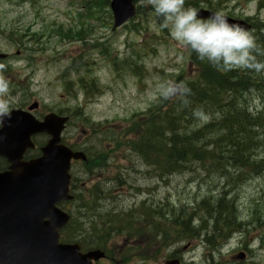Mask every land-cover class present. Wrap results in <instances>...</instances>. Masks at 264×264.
<instances>
[{"label": "rangeland", "instance_id": "obj_1", "mask_svg": "<svg viewBox=\"0 0 264 264\" xmlns=\"http://www.w3.org/2000/svg\"><path fill=\"white\" fill-rule=\"evenodd\" d=\"M210 1L224 14H256V0ZM83 3L84 0H0V50L13 53L15 50L23 51L20 44L32 48V44L26 42L30 35L34 38L41 37L43 44L54 35L43 45L45 50L41 47L42 53L28 54L29 57L40 59L41 68L35 72L33 85L26 87L25 92H31L33 97L40 100L43 110L48 107L54 110L67 109L70 114L75 110L76 116L80 115V104L87 102L83 114L90 115L94 122L100 124L97 130L103 129L105 138L101 132L94 135L89 126L82 124L83 128H88L87 136H83L78 128L80 120L75 116L72 117L68 129L70 139L73 143L80 136L81 142H89L92 146L101 148L102 144H110L111 134L116 136V132L112 133L110 128L116 130L117 134L120 133L121 129L128 128L129 120L134 114L153 105L158 99V84L168 80L175 81L178 75L186 72L191 74L194 67L189 64L187 49L178 47L170 39L167 30L162 31L153 26L150 8H144L139 16L131 19L123 28L114 30L109 8L103 11L93 8L92 13L83 7ZM190 4L186 0V5ZM200 5L204 6L205 3L200 2ZM258 16L264 22V9ZM83 17L94 20H84ZM79 19L87 26L85 41L62 39L56 34V29H59L56 25H61L65 30L70 25L80 23ZM34 32L37 34L34 35ZM8 36L21 40L17 43L18 49H15L16 43ZM256 43L259 46L258 39ZM260 48L264 47L261 45ZM130 54L132 60L128 56ZM132 62L139 69L134 71ZM13 66L17 71L25 72L21 70L20 63H14ZM65 70L67 74L63 76ZM23 76L24 73H17L15 78L19 81ZM239 100L248 101L250 108L264 105V101L255 91L239 97ZM226 102L225 98L224 104ZM219 113L216 118H219ZM205 117L199 125L211 119ZM252 154H255L254 160L261 161V167L256 171L239 174L238 171L241 170H238V164L226 165L228 162H225L223 166L227 176L214 171L205 178V173L200 171V163L193 162L190 168L194 171L159 176L152 166L142 163L138 157L127 153L126 149L123 151L117 148L109 154L104 167L95 169L94 175H88L87 170L79 165V179L75 182L79 187L78 192L95 191L98 198L104 193L110 199H99L97 210L81 209L80 215L76 207L78 202L72 204L71 208L86 229L91 220L96 221L97 216L103 214L102 210L127 211L141 204L143 200L145 205L140 210L145 209L150 213L156 210V213H160L167 208L170 214L174 212V217L168 215L169 220H174L182 218L178 213L182 203L190 206L193 201L199 202L202 197L209 195L215 203L223 196L225 200L221 202V212H224L229 209L226 203L230 201V205H233L236 198L234 207L236 203L239 206L237 216L248 223L242 225L228 241L223 242L219 233L211 236L209 240L205 239V235L202 238L197 235L189 237L192 239L190 241H176L174 227L154 213L149 220L157 229L161 227L164 241L161 236L154 238L150 232H147L149 236L137 233L136 237L127 241L129 244L120 245L121 241L118 239L117 245L120 246H110L109 256L114 259L121 258L126 254L123 252L126 250L124 248L132 244L137 249L126 254L132 259L125 264H163V260L172 252H176L181 258V264H264V147L258 148ZM120 178L125 182L118 183ZM222 190H227L226 196ZM220 192L222 193L218 197ZM187 208L190 210L186 218L191 225L196 224L197 219L202 221V225L206 224L207 216L204 211H198L194 218V208ZM226 215L227 213H221L218 216ZM213 242L214 245H211ZM243 245L249 248L247 260L242 263L231 260L230 256ZM141 257H145L146 261L143 262ZM106 263L109 261L102 260V264Z\"/></svg>", "mask_w": 264, "mask_h": 264}, {"label": "trees", "instance_id": "obj_2", "mask_svg": "<svg viewBox=\"0 0 264 264\" xmlns=\"http://www.w3.org/2000/svg\"><path fill=\"white\" fill-rule=\"evenodd\" d=\"M89 3L96 4L90 8L97 5L104 8L108 0H91ZM254 26L255 32L251 34L259 40L258 47H264L261 25L256 22ZM69 33L64 34L69 37ZM190 59L194 72L177 79L186 82L191 89V94L187 97L188 102L185 104L176 98L167 101L158 99L157 103L140 115L141 117L131 119L127 129L121 130L118 145L123 144L138 154L148 166H152L160 174L172 175L174 172L188 170L193 162L207 165L203 168L206 172H226L220 167L225 162H228L226 165L253 164L252 167H255V154L252 153L264 145V137L260 138V131L264 127V106L256 114L249 113V102H240L239 97L250 95L252 90L264 92V74L252 75L247 70L223 72L207 62L200 61L194 53H191ZM258 59L263 60L262 56ZM225 98L227 102L224 104ZM197 111L202 115H210V122L198 127L200 117L195 114ZM217 113L220 114L219 118H215ZM76 197L81 198L79 202H83L84 207L97 204L99 199L101 201L104 198H98L95 191L82 192ZM224 200L221 197L215 203L211 199H204L202 202L203 208L209 210V223L212 226L214 224L216 231L222 230L225 225H233L234 222L231 220L235 217L230 203H226L229 209L221 212V202ZM102 211L101 218L93 223L89 231L82 229L80 224L72 219L62 232V240L78 239L84 249L98 247L107 250L109 240L116 234L141 231L144 226L146 232L155 231L153 222L149 220L152 214H148L145 209L135 215L131 211ZM219 213L227 215L220 217ZM186 224L185 220L174 224L179 238L191 234Z\"/></svg>", "mask_w": 264, "mask_h": 264}, {"label": "water", "instance_id": "obj_3", "mask_svg": "<svg viewBox=\"0 0 264 264\" xmlns=\"http://www.w3.org/2000/svg\"><path fill=\"white\" fill-rule=\"evenodd\" d=\"M109 5L114 28L134 15L131 0H111ZM199 11L202 17L212 12ZM228 20L249 28L242 21ZM28 116L15 111L0 129V155L10 163L9 170L0 173V264H91L104 253H80L77 243H58L59 229L67 224L69 215L56 204L72 198L68 194L70 159L84 157L57 144L63 118L50 114L37 123ZM36 132L53 138L42 147L41 157L22 162L23 152L32 146L30 136ZM166 264H178V260Z\"/></svg>", "mask_w": 264, "mask_h": 264}, {"label": "clouds", "instance_id": "obj_4", "mask_svg": "<svg viewBox=\"0 0 264 264\" xmlns=\"http://www.w3.org/2000/svg\"><path fill=\"white\" fill-rule=\"evenodd\" d=\"M140 6L150 8L153 26L167 30L170 39L180 48L194 53L202 62L228 72L249 70L264 74V48L258 47L254 36L237 24L230 23L222 12H211L207 17L199 9L186 6V0H139ZM8 82L0 78V126L10 118L7 99ZM191 89L184 81H164L157 86L161 101L176 98L187 103ZM202 119L200 111L195 113Z\"/></svg>", "mask_w": 264, "mask_h": 264}, {"label": "flooded vegetation", "instance_id": "obj_5", "mask_svg": "<svg viewBox=\"0 0 264 264\" xmlns=\"http://www.w3.org/2000/svg\"><path fill=\"white\" fill-rule=\"evenodd\" d=\"M33 40H35L34 36L30 35V38L28 39V44L30 45ZM35 45H36V43H34L32 45V48H29V46H26L24 44L19 46V47H22L23 51H21V50L17 51V60L16 61L20 60L17 63L21 64V70H25L26 68H32L35 65H37V62L34 60V58L28 56V53L30 52V50H32L35 47ZM16 61H14V62H16ZM12 70H13V61L8 60L7 63H0V73H3V72L11 73ZM7 99L10 102V111L13 109H18V108L19 109H26L28 106V105L20 104V101L18 99L16 91H9L8 95H7ZM48 112L43 113V109H42V107H40V108H38V110L35 109L32 113L37 119L42 120L44 115ZM68 129H69V125L66 127V129L64 128V130L62 132V142L63 143H65V142L67 143V141H70V134L68 132ZM48 138H49V136H47L46 134L34 135L32 137V140L35 143V147L26 150L22 159L27 161V160L36 158L40 154L41 146L44 143H46ZM7 167H8V161L4 157L0 156V171L5 170Z\"/></svg>", "mask_w": 264, "mask_h": 264}, {"label": "bare ground", "instance_id": "obj_6", "mask_svg": "<svg viewBox=\"0 0 264 264\" xmlns=\"http://www.w3.org/2000/svg\"><path fill=\"white\" fill-rule=\"evenodd\" d=\"M201 88V87H200ZM202 93V92H201ZM209 98V97H208ZM225 126V125H224ZM228 126V125H227ZM225 128H227L226 126H225ZM203 129V128H202ZM197 134V133H196ZM178 150V149H177ZM125 182V180L123 179V178H120L119 179V182L118 183H120V184H122V183H124ZM135 189H139L138 187H134ZM199 189V188H198ZM211 189V188H210ZM222 192H224V195L226 196V193H227V190H222ZM222 192H220V193H218V197L220 196V194L222 193ZM229 193V192H228ZM208 195V194H207ZM100 196H103L104 198H108V199H110V197H109V195L108 194H101ZM233 196V195H232ZM199 197V196H198ZM223 197V196H222ZM230 197V196H229ZM104 198H102L101 199V201L102 200H105ZM210 198H212V196H205V197H202L200 200H199V202H196V201H193V203L190 205V206H188V205H184L183 203H182V206H185V207H189V208H194V214H193V217L194 218H196L197 217V214H198V211H200V209L201 208H203V204H202V202H204V199H207V200H210ZM229 199V198H228ZM228 201V200H227ZM232 201V200H231ZM230 202V201H229ZM229 202H228V205H229ZM233 202V201H232ZM235 202H236V198L234 199V204H235ZM140 205H145L144 204V200L141 202V204ZM177 208V207H176ZM205 208V207H204ZM111 210H113V209H111ZM168 209L166 208L165 210L163 209L162 210V212H160V214H161V216L162 217H165V216H167V215H169L170 214V212L169 211H167ZM179 210V214H181V217L187 222V226H188V230H189V233H191V234H209V235H211V236H215V235H217L218 234V232L213 228V226L209 223V216L207 215V212H204V214L207 216V221H205L206 222V224H204V225H202V221H200V220H198L197 219V223L196 224H193V225H191L190 223H189V221H188V219L186 218V214H188V210H184V212H183V210L182 209H178ZM127 211H131V213L133 214V215H135V213H136V207L135 208H133V209H129V210H127ZM173 211V210H172ZM154 212H156V210L154 211ZM190 213V212H189ZM170 215H172V214H170ZM183 216H185V217H183ZM233 216L235 217V214H234V212H233ZM191 217H192V214H191ZM190 220V219H189ZM210 221H211V219H210Z\"/></svg>", "mask_w": 264, "mask_h": 264}]
</instances>
